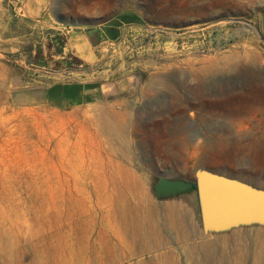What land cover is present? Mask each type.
<instances>
[{"label": "rangeland", "instance_id": "obj_1", "mask_svg": "<svg viewBox=\"0 0 264 264\" xmlns=\"http://www.w3.org/2000/svg\"><path fill=\"white\" fill-rule=\"evenodd\" d=\"M263 13L264 0H0V264H264L263 220L205 229L195 187L153 188L205 169L264 190ZM108 24L86 68L46 77L99 80L100 101L14 100L45 76L36 47Z\"/></svg>", "mask_w": 264, "mask_h": 264}, {"label": "crops", "instance_id": "obj_2", "mask_svg": "<svg viewBox=\"0 0 264 264\" xmlns=\"http://www.w3.org/2000/svg\"><path fill=\"white\" fill-rule=\"evenodd\" d=\"M264 38V13L257 20ZM117 26L108 24L94 29L77 28L60 33L46 46L36 47L30 64L44 70L45 76L31 78L13 90L14 100L21 105H43L54 110H67L96 103L104 97V83L96 79L73 78L46 80L50 74L81 70L99 53V46L116 36ZM62 34V35H61ZM53 71H55L53 73Z\"/></svg>", "mask_w": 264, "mask_h": 264}, {"label": "water", "instance_id": "obj_3", "mask_svg": "<svg viewBox=\"0 0 264 264\" xmlns=\"http://www.w3.org/2000/svg\"><path fill=\"white\" fill-rule=\"evenodd\" d=\"M195 187L203 227L229 226L224 216L238 214V223L258 217L264 221V190L205 169H197L194 179L160 176L154 183L157 196Z\"/></svg>", "mask_w": 264, "mask_h": 264}, {"label": "bare ground", "instance_id": "obj_4", "mask_svg": "<svg viewBox=\"0 0 264 264\" xmlns=\"http://www.w3.org/2000/svg\"><path fill=\"white\" fill-rule=\"evenodd\" d=\"M235 215H237V214H235Z\"/></svg>", "mask_w": 264, "mask_h": 264}]
</instances>
